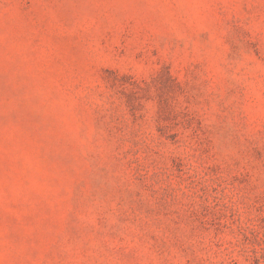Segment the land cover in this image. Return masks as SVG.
<instances>
[{
	"label": "rangeland",
	"instance_id": "rangeland-1",
	"mask_svg": "<svg viewBox=\"0 0 264 264\" xmlns=\"http://www.w3.org/2000/svg\"><path fill=\"white\" fill-rule=\"evenodd\" d=\"M0 264H264V0H0Z\"/></svg>",
	"mask_w": 264,
	"mask_h": 264
}]
</instances>
